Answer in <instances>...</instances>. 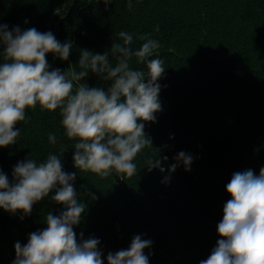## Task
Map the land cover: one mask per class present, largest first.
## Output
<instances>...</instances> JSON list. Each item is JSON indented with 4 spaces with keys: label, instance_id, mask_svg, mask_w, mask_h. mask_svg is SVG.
Listing matches in <instances>:
<instances>
[{
    "label": "trees",
    "instance_id": "obj_1",
    "mask_svg": "<svg viewBox=\"0 0 264 264\" xmlns=\"http://www.w3.org/2000/svg\"><path fill=\"white\" fill-rule=\"evenodd\" d=\"M0 24L9 30L35 27L51 31L62 44L71 41L68 60L46 54L49 70L82 71L83 50L107 52L115 66L111 45L123 43L122 31L133 36V50L144 42L141 35L160 42L162 110L155 122H143L151 143L135 158V175L113 171L104 178L76 168V141L65 135L60 109H41L39 103L26 108L25 120L16 124V143L0 147V170L13 182L18 162L39 165L49 153L66 149L63 169L76 173L70 183L85 205L73 230L78 241L100 240L104 264L109 252L127 249L136 235L152 241L144 249L149 264L206 259L220 238L216 227L231 198L226 185L233 173L251 169L258 175L264 167V0H112L107 6L103 0H0ZM2 50L0 45V63ZM130 67L147 75L146 63L135 57ZM79 83L106 89L111 82L89 71L74 81ZM181 151L193 158L190 170L174 159ZM157 160L164 172L149 171L148 162ZM174 163L176 170L169 172ZM165 176L168 183H162ZM54 194L35 203L30 215L0 208V264H12L16 242L23 246L30 233L47 227L49 212L65 210L52 200Z\"/></svg>",
    "mask_w": 264,
    "mask_h": 264
},
{
    "label": "clouds",
    "instance_id": "obj_2",
    "mask_svg": "<svg viewBox=\"0 0 264 264\" xmlns=\"http://www.w3.org/2000/svg\"><path fill=\"white\" fill-rule=\"evenodd\" d=\"M103 2L107 6L112 0ZM119 36L123 43L111 45L117 59L115 66L109 62L107 52L83 50L78 61L82 71L49 70L46 54L68 60L71 41L62 44L51 31L40 32L35 27L22 31L16 26L9 30L8 25L0 24L4 61L0 63V147L16 143L20 135L16 124L25 120L26 108H35L39 103L41 109H60L65 135L76 141L72 146L76 168L104 178L113 171L127 177L135 175L134 160L151 143L143 122H155V113L162 110L158 81L165 68L158 58V40L141 35L139 39L144 42L133 50V36L123 31ZM154 54L157 58H152ZM133 57L146 63L147 75L130 67ZM89 71L110 81V85L106 89L86 83L75 86L74 81H83ZM48 140L55 144L57 138L50 134ZM65 150L49 153L39 165L30 159L18 162L12 172L13 182L0 170V208L5 211L22 210L24 215H30L32 206L53 190L52 200L65 208L59 215L49 212L47 227L30 233L26 244L16 242L12 264H104L98 248L100 240L90 237L78 241L73 230L85 205L78 202L70 183L76 173L63 169L61 156ZM174 159L190 170L191 155L181 151ZM148 163L149 171H165L160 160ZM177 166L172 164L168 171L174 172ZM169 180L170 176H165L162 183ZM226 191L231 198L224 204L223 218L216 227L220 238L200 264H264V167L258 175L251 169L233 173ZM151 243L136 235L127 249L109 252L107 264H149L144 249Z\"/></svg>",
    "mask_w": 264,
    "mask_h": 264
},
{
    "label": "rangeland",
    "instance_id": "obj_3",
    "mask_svg": "<svg viewBox=\"0 0 264 264\" xmlns=\"http://www.w3.org/2000/svg\"><path fill=\"white\" fill-rule=\"evenodd\" d=\"M3 209V208H2ZM4 210V209H3ZM5 211V210H4ZM6 213H11V212H9V211H5ZM21 212H22V210H21Z\"/></svg>",
    "mask_w": 264,
    "mask_h": 264
}]
</instances>
